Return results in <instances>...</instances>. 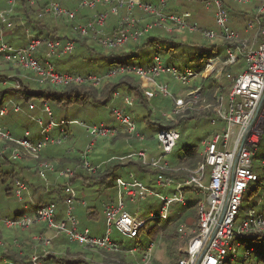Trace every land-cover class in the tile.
<instances>
[{
  "label": "built area",
  "instance_id": "1",
  "mask_svg": "<svg viewBox=\"0 0 264 264\" xmlns=\"http://www.w3.org/2000/svg\"><path fill=\"white\" fill-rule=\"evenodd\" d=\"M3 1L0 0V3ZM68 1L74 3L77 1V7L68 6L66 4ZM170 1L26 0L29 6H37V17L40 19L52 17L74 21L78 18V12L85 8L95 9L98 6L107 8L105 11L95 12L85 23H78L74 29L81 36L91 37L108 50L122 48L129 41L140 43L153 30L162 29L166 32H199L211 41L222 39L225 56L217 54L207 58L202 69L197 70L190 66L182 69L166 62L161 55V43L152 40L151 45L158 52L148 66L116 62L104 75L79 74L62 72L54 62L55 58H62L75 51L77 42L74 39L47 37L30 30L25 45H15L1 37L0 55L3 59L15 69L30 71L29 78L40 85L90 84L99 87L103 80L124 74L135 75L145 81L143 90L147 101H151L158 94L171 99L172 108L164 114L167 120L177 122L179 117L198 112V104L203 102L206 103L205 108L213 111L211 123L222 125L221 131L203 139L202 160L195 168L185 165L172 166L167 161L181 137L179 126L161 128L157 132L162 150L158 157L151 155L145 149L121 156L120 159H138L144 165L157 169V184L164 188L172 185L174 189L171 195L158 193L163 202L161 208L159 212L151 211L147 216L144 215L146 211L141 203L148 196L153 195L152 188L140 180L133 171L128 172L126 176H118L116 178L118 198L116 201L104 204L108 228L101 235L92 234L88 228H80L75 213L78 191L71 184L68 183L65 188L66 209L64 216L59 218L58 205L54 202L39 205L25 202V196L30 192L29 183L16 179L15 192L27 211L14 217H0V224L23 230H31L39 224L46 226L44 231L32 236L35 251L26 264H49L46 260L52 254L49 246L61 237L93 250L119 251L121 242L119 238L113 236L114 228L126 236L134 237L147 220L167 219L172 206L187 204L186 187L192 188L200 199L197 203L196 224L183 223L178 228L181 242L178 264H245L253 253L264 250V247L258 250L252 245L240 251L243 248L241 239L246 234L264 236V212H258L252 207L242 223H238L244 197L252 182L259 179L253 159L264 136V0H259V4L254 9V17L249 20L245 28L248 33L246 37L241 36L239 31L231 27L230 10L223 0L205 1L207 9L214 8L217 28H204L191 22L190 11L168 12ZM232 1L249 3L251 0ZM5 2L7 7L0 10L1 34L13 27L11 15L17 0ZM137 12H144L152 19H142L138 17ZM110 13L120 17L116 28L109 33L105 30V26ZM242 62L245 65L243 71L238 73L227 71L230 66L238 69ZM207 77H214L217 82L223 79L229 80L230 90L227 99L222 91H217L214 102H210L204 86L191 83L192 80ZM167 78H172L175 83L171 84ZM176 82L189 87L186 91L183 89L176 92ZM220 90H224V86ZM113 98H122L128 107L135 105L133 96L123 95L120 91H115ZM22 111L24 106L21 103L10 100L0 108V116ZM28 111L32 120L40 125V137H32L31 131H27L23 137H15L9 129L0 125V152L16 161L25 158L37 160L38 173L46 180L49 172H58L61 177L68 180L75 176V169L59 167V162L42 159V153L48 146L60 145L68 137L65 128L67 124H79L85 127L90 135V141L81 153V162L93 173L98 171L104 161L93 165L89 161V154L100 139L115 137L119 126L141 142L146 137L139 130L135 117L122 107L112 108V115L119 123L118 127L104 122L88 124L80 120L56 121L52 106L48 102L38 107L34 100H30ZM55 130L58 132L56 136L53 134ZM262 163L264 165V159ZM170 170L176 172L187 170L189 174L184 180H177L167 175ZM126 199L136 203L133 213L128 209ZM153 248L154 242L151 241L142 250L135 246L129 252L135 255L141 250V264H151ZM1 260L3 264H16L6 257Z\"/></svg>",
  "mask_w": 264,
  "mask_h": 264
},
{
  "label": "rangeland",
  "instance_id": "2",
  "mask_svg": "<svg viewBox=\"0 0 264 264\" xmlns=\"http://www.w3.org/2000/svg\"><path fill=\"white\" fill-rule=\"evenodd\" d=\"M176 0H171L169 4L175 3ZM256 0H251L249 3H239V5L243 9H250L254 8L256 6ZM77 1H75L73 7H77ZM168 4V5H169ZM89 8H85L82 10L83 13L89 12ZM207 12V20L205 21L206 25H210L212 27H216V23L213 17V11H204ZM138 13H144V12H137ZM148 15V14H147ZM116 16L112 15L111 21L115 20ZM146 20H151V17H146L144 18ZM14 20V18H12ZM51 21V22H50ZM15 22V21H14ZM51 25H55L52 22H57L59 25H61V31L62 33L60 34L61 37H64L65 34L63 32H67V35L69 38H74L77 42V48L76 50L67 56H64L62 58L58 57L56 58V65L58 70L60 71H69V72H75L77 71L78 73L81 74H87V73H99L100 67L96 66L95 59L97 60L100 59V61L104 62L103 68L105 67H110L111 63L110 62H118L119 59L116 58L114 60L108 59V57H104L103 55L110 54V56H114L115 54L123 51V48H120L119 50H115V53L109 52L106 48H104L101 44H99L97 41L87 38L85 42L88 40V45L84 47L82 44H80V39L82 38L81 35L77 31H72L71 25L66 22L65 20L58 19L52 20L49 19L47 20ZM16 23V22H15ZM74 29V27H73ZM111 32V30H110ZM151 33H160V34H166L165 32L159 31L158 29L153 30ZM181 35H179V43L182 45L177 49L174 54L171 52H167L162 50L161 55L163 58L166 60V62L175 65L179 68H185L186 66H190L194 69H202L204 68L206 64L207 58L203 57V52H201L200 48H195L192 47V45H203L206 44V41L203 40L204 37H202L199 33H190V32H179ZM159 34V35H160ZM49 35L51 36H59L57 32L50 33ZM3 40L4 36L0 35ZM27 38L25 39L24 43L20 45H25L27 44ZM186 41V42H185ZM210 42H207L206 46H211L210 43H213V41L209 40ZM131 43L134 41H130ZM218 42V41H216ZM136 49L135 52H126L125 53V62L129 64H135V65H144L148 66L153 62L154 55L158 50H156L151 44L147 45H142L141 43L134 42ZM221 44V43H220ZM127 45V44H126ZM118 51V52H116ZM134 51V48H133ZM221 55L225 56V47L220 46L219 50L217 52H210L207 51L205 52L204 56L208 57L211 55ZM109 56V57H110ZM3 62V60H0V62ZM99 64V63H98ZM97 64V65H98ZM7 63L5 64H0V92L2 91L1 89H5L9 87V90L11 91L12 94H9L10 96L7 95V98L10 100H13L14 102H17L18 98H16L17 95H19L18 90L14 89H20L22 86L21 81L18 78H15L19 76L20 78H23V83L27 84L29 83V86L34 87L36 84L34 80L29 78V74L31 73L28 70H23V69H13L11 70ZM245 68L244 62H242L236 71V73L243 71ZM1 74H5V76L1 77ZM134 76V75H133ZM212 76V75H211ZM11 77H13L11 79ZM214 78V77H213ZM18 79V80H17ZM115 81H119L120 78L114 77L113 78ZM129 83L135 84L136 86L141 85L142 87L144 85V80L140 77H128L125 78ZM166 79V78H165ZM215 79V78H214ZM167 80L171 83L174 84L175 81L172 78H167ZM225 80V82H223ZM141 82L142 84H140ZM212 82V80H211ZM103 84L100 85L99 88H96L92 85L93 88L86 87L87 84L78 86L81 87L82 92H93L96 94L95 98L88 97L85 99L82 103L81 102H73L69 105H58L56 103H52V109L54 112V118L56 121H60L63 118L67 120L71 119H77L80 121H85L90 124H99L101 122H104L109 125H118V121L112 115V106H118L116 103V100L112 97L115 88V83H104V80L102 82ZM192 85L194 84H199L202 86H208L210 83L204 82V78H198L195 80H192ZM221 84V87L224 86V90L222 92L224 93L226 99L228 98L229 95V90H230V82L228 79H223L221 82H218ZM23 87V86H22ZM189 86H183L181 84H178L176 82V92H179L181 90H187ZM88 88V89H86ZM95 88V89H94ZM121 90L122 93H128L124 87H118V90ZM129 94V93H128ZM133 96L132 94H130ZM110 98V100L105 104L103 101L105 99ZM143 103L142 105H146V107H141L139 106L140 103L136 101L135 105L133 107L128 108L129 111L132 113V115L135 117V119L138 122V127L143 128V126H148L150 125V130L152 132L148 133L143 142L139 140L137 137L134 135H128L126 131L123 129H120L115 137L112 138H102L100 139L93 151L89 154V161L91 164L94 165L98 161H105V164L109 163V166L121 163L122 160L120 159V155L126 154L128 152L136 151L139 149H145L148 153L154 155L155 157H158L161 153V146L160 143L157 139V134L155 129L153 128L152 121L154 119V115L161 116L167 113L168 111L171 110L172 108V101L171 99H166L162 95L158 94L155 95L151 101H147L143 99L142 97L140 98ZM67 100V98H65ZM147 101V102H145ZM210 102H213L212 100L209 99ZM18 103V102H17ZM146 103V104H145ZM206 103L200 102L198 104L199 110L198 114H196L197 117L191 118V119H186L182 121L180 132H181V137L177 142L176 147L174 148L173 153L167 158V161L173 165V161H177L176 163H181V158L183 157L185 151L184 148L185 146H197L199 148V151L201 152L202 150V141L203 139L208 136V135H213L214 133L221 131L222 125L219 123L218 125H213L209 119V117L206 116V114H209L212 109L205 108ZM150 109H152L150 111ZM153 113V116H149L148 118H144V115H147L148 112ZM213 112V111H212ZM15 114V115H14ZM15 118H18L15 120ZM163 119L165 118L164 116L162 117ZM19 120V121H18ZM156 121V120H155ZM162 121V119H161ZM154 122V121H153ZM163 122V121H162ZM0 125L3 127L9 129L12 134L16 137H23L25 136L27 131L31 132H37L36 136L34 133L32 134V137H40V125L38 124L37 121H31V119L26 116L25 114H17V113H8L6 116L0 117ZM67 129L69 136L71 137L73 131H75L74 135L72 138L69 137L66 138L62 144L60 145H53L51 144L48 146V148H54V146H57V148H64V150L67 151V153L72 154L79 152L82 149H85L88 142L90 141V135L86 131L85 127H82L79 124H67L65 126ZM149 135V136H148ZM149 143L152 145L149 146ZM144 144V146H143ZM45 149V150H46ZM44 150V151H45ZM44 151L42 153V159L46 160L44 155ZM152 151V152H151ZM28 160L27 163H29L31 166H35L38 168V164L35 159L32 158H26ZM264 159V136L262 139V143L259 146L258 153L253 159L254 162V168L257 171L259 175V179L255 180L252 182L251 187L248 189L243 205L238 217V223H242L243 219L248 216L249 210L254 207L258 212H264V165L262 163V160ZM24 159L18 160V162H24L22 161ZM110 160V161H109ZM51 162H59L57 159L53 160H47ZM97 161V162H96ZM99 163V162H98ZM11 165H6L5 169L8 170L11 168V166L14 165V163H10ZM59 167H71V165H62L59 162ZM74 169V168H73ZM83 172L92 177V174H95L91 171H89L87 168H83ZM52 173H55L60 179H57L59 181V188L61 189V186L63 185V181L66 179L61 177L58 172H49L48 176ZM15 175V176H14ZM15 177L24 179V177L19 176L18 174H9L6 175L2 173V178L0 179V217H14L15 215L19 214L20 212H23L25 209L23 208V202H21L18 199V196L15 192ZM48 178V177H47ZM41 181L43 182L44 185L48 183L46 179L41 178ZM151 180L150 181V187L153 190V197L150 198L149 200H144L142 201L141 205L142 207L146 208L148 204H155L154 206V211L159 212V206L162 205V200L160 197L157 195L159 194H169L171 195L173 192L174 187L171 185L168 188L167 192H162L164 187H161L160 185L157 184L156 181V175H151L150 178H146V180ZM113 184L112 187L113 189H106L105 187L103 188L102 185H89L86 186V190L83 191V180L81 182H76L74 181L73 185L74 187L77 188L78 194L81 195V201L78 200L75 203V207L78 208L77 212V217L79 219L80 223V228L85 229L88 228L92 234L97 235V234H104L108 228V225L106 223V214L104 211V205L103 201H106V203H110L112 201H116L118 198V188L114 181L111 183ZM47 186V185H46ZM48 187V186H47ZM46 187V188H47ZM81 188V189H78ZM84 188V189H85ZM108 190L109 193H108ZM106 191V192H105ZM84 193V194H83ZM111 196V198H109ZM188 195H191L188 194ZM28 195L25 196L24 201H28L30 199ZM195 197L200 198L199 195H195ZM85 201L86 203H82ZM128 203V209L133 213L135 211L136 203L130 202L128 199H126ZM189 202L187 201L188 205ZM184 205V204H177V206ZM66 206V205H65ZM88 206H96L98 211L101 214V218L98 220L95 219L93 220L89 215L87 214V209ZM176 206V205H175ZM176 206V207H177ZM174 207V206H172ZM66 208V207H65ZM157 209V210H156ZM146 211V210H145ZM65 214V213H64ZM144 215L149 216V212L146 211ZM64 216V215H63ZM197 220V212L195 211L194 214L192 213L190 215H185L183 216V219L179 221V226H181L183 223H186L187 225H195ZM150 220H147V224ZM145 223V224H146ZM152 227V224L147 225V229L144 230V234L141 235L140 237H130L124 235L121 231H119L117 228L113 229V236L119 238L122 242L125 244L129 245L130 247L133 246H142L143 244L148 243L149 241L154 242V248H153V258H152V263L151 264H176L169 255V247L170 244L166 242L160 235L155 233L154 229L153 234L149 235L150 232L148 228L150 229ZM0 229L2 232V238H0V248L5 249L7 246L10 247V245H14V247H19L18 245L21 244V242L25 239V231H30V230H23L19 228H8L4 224H0ZM61 239V238H59ZM241 242L243 244V248L240 249V251H243V249L247 246H255L258 248V250H262L264 247V236H259L256 237L255 235H250L246 234L242 239ZM58 244L63 243V254H66L67 249H69L71 252H81V258L83 260H87L89 262L95 263V264H141V254H133L131 255L130 252H125L121 251L120 257H117L116 253H107L103 252L105 250H90L87 247L80 245L77 242L70 241L68 238L57 241ZM53 245V244H52ZM52 245L49 246V248L52 250ZM180 246L181 242L180 240L178 241L177 244L174 246V251H176L175 256L180 255ZM89 251V253H84ZM139 250L138 252H140ZM263 251V250H262ZM257 253H260L259 251L255 252L252 254V256L245 262V264H264V253L259 254L256 256ZM89 255H92L90 258ZM61 256V255H58ZM87 258V259H86ZM90 258V259H89ZM138 260L137 262L135 260ZM56 262L60 261V257L55 258ZM61 262H65V259L62 260ZM0 264H3V261L0 259Z\"/></svg>",
  "mask_w": 264,
  "mask_h": 264
},
{
  "label": "trees",
  "instance_id": "3",
  "mask_svg": "<svg viewBox=\"0 0 264 264\" xmlns=\"http://www.w3.org/2000/svg\"><path fill=\"white\" fill-rule=\"evenodd\" d=\"M5 1L6 0L3 1L5 3L4 5L2 2L0 3V9H5L7 7V3ZM205 1L206 0H176L175 3H180V6H178L176 8L168 7L167 11L168 12H176V13H180L183 11H190L192 13L191 22L196 23L199 26L204 27V28H217V24H216V27H212L210 25H206V23H205V21L207 20V12H204V11H213V17L215 20L214 8L207 9L205 7ZM223 1L225 2L226 6L230 10V14H231L230 25H231V27L233 29L239 31L241 36H243V37L248 36V33L245 31V28H246L249 20H251L254 17V14H255L254 9L256 8V6L259 4L260 1L256 0L257 1L255 3L256 6L254 8L252 7L250 9H246V10L243 9L239 5V3L234 2L232 0H223ZM171 6H175V4L172 3ZM141 15L143 16V18L150 17L146 13H142ZM11 18H14L13 27L5 30L2 34L4 36V39L10 43H13V41H12V38L11 39L9 38L10 36H8V35L6 36L7 31H13V34H12L13 37H14V34L18 33L19 38H21V36H23L25 39L27 38V33L29 30L32 32L41 34V35H45L47 37H52V38L58 37L60 39L69 38V36L67 35V32H63L65 34L64 37L60 36V34L62 33L61 28H60L61 25H59L57 22H52V23L55 24L56 31H57L59 36L49 35L50 33H54V32H49V28H50L51 24L49 22H47V20H49V19L54 20V19L51 17L45 18V19L38 18L37 17V6H29L27 4L26 0H17V3L15 5V9L11 15ZM62 20H65L66 22H68L71 25L72 31H74V32L76 31L75 29H73V27L75 26V23H76L75 21H68L66 19H62ZM159 31L165 32L166 34L162 35L160 33H151L150 35H148V37L149 36L150 37L148 39H146V41H145L146 44H143V45L145 46L147 44H151L152 40H156V41H159L161 43L162 50L167 51V52H171L172 54H174V52L177 49H179V47L182 45L181 43H179V39H178L179 35H181V34L179 32H166L162 29H158V32ZM190 33H199V32H190ZM0 35H1V33H0ZM86 39L87 38H85V40ZM203 40L206 41V44L192 45V47L200 48L201 52H203L204 58H209V57L214 56L212 54L211 56L205 57L204 54L207 51H210L213 53L217 52L219 50L220 46H222V44H223V40L217 38L215 40H212L213 43H210L211 46H206L207 42H210V41L206 38H203ZM216 41H218V42H216ZM0 43H1V38H0ZM112 52L115 53V51H112ZM116 52H118V51H116ZM133 52H135V50ZM125 53L126 52L121 51V52L115 54L114 56H110V55H106V56L108 57V59L114 60V59L118 58L119 59L118 62L126 63L125 62V56H126ZM0 60H3V62L1 61L0 64L7 63L8 65H6V66H9V68L11 70L13 69L12 65H10L8 62H6L1 55H0ZM110 63L112 65L115 62H110ZM227 71H232L235 73L237 71V68L235 66H230L227 68ZM3 76H5V74H1V77H3ZM5 77H7V76H5ZM118 77L120 78L119 81H115L114 79H111V80H108L106 82V84H108L110 82L111 83L114 82L116 85L115 88H117V90H118V87L119 88L124 87V89H126V91L129 94L133 95V97L135 98V103L137 101V103L138 102L140 103L139 106L146 107V105H142L143 101L140 99L142 97L143 99L146 100V96L140 87L141 85L136 86L135 84L129 83L125 79L128 77H135L136 78L138 76L124 74V75H120ZM12 78L13 77H11V79ZM15 78H18L21 81L22 86H23V87L21 86L20 89H14V90L19 91V95L16 96V98H18V100H16V101L18 103H21L24 106V111L18 112L17 114L23 113L28 117H30L29 111H28V103L30 100H34L38 104V107H41L46 102H48L50 104H52L54 102V103L62 106V105H69L73 102H81L82 103L88 97H92V98L96 97V94L91 92V90H90V92H86V93L82 92L81 91V90H83V89H81L82 86L81 87H78L75 85L54 86V85H51L50 83L40 85L39 83L35 82L36 84L34 85V87H32V86L30 87L29 83H27V84L23 83V80H24L23 78H20L19 76L15 77ZM211 80H212V82H211ZM204 82L210 83L208 86L204 87V90L206 91L208 101L210 99L214 102L215 94L217 93V91L218 92L222 91V90H220L221 88H219L221 86V84L218 83L213 77L205 78ZM223 82H225V80ZM139 83L142 84L141 82H139ZM86 87L93 88L92 86H90V84H87ZM86 89H88V88H86ZM1 90L2 91L0 92V108L9 102L7 95L10 96L9 94H12L11 91L9 90V87L5 88V89H1ZM115 91H116V89L114 90V92ZM65 98H67V100H65ZM110 98L105 99L103 101V103L106 104L110 100ZM145 102H147V101H145ZM126 110L129 111L128 108H126ZM151 110L152 109H150V111ZM36 111H38V109ZM150 111L148 112L147 115H144L145 119L148 118L149 116H153V113H151ZM210 111L211 112L209 114H206V116L209 117V119L211 120V118L213 117V112H212V110H210ZM129 113H131V112L129 111ZM196 114H198V112H191L184 117H179L177 122L167 120L164 115H162V117L163 116L165 117L164 119L161 116L154 115V119L156 121L155 120H153L154 122L152 121L153 128L155 129L156 134H157V132L161 128H171V127H176V126L181 127L182 121H184L186 119L195 118V117H197ZM161 119L163 122L161 121ZM139 129L141 130V132L143 134H145V136H147L148 133L152 132L150 130L151 129L150 125L145 126V129H141V128H139ZM53 134L56 136L58 134V132L55 130L53 132ZM147 138L148 137H145V139H147ZM261 143H262V141H261ZM83 150L84 149L80 150L79 152H76L75 154H77L78 157L75 156L73 159L70 160L71 166L75 169V176L70 180L66 179L67 183L63 186V188L61 187V189H60L59 187H56L57 191L63 190L64 197H62V199L64 200V203H65L66 198H67V194L65 192V188H66L67 184L69 183V184L73 185L72 181L76 177H78V175L82 174L83 168H85L81 162V153ZM184 151H185V153H184L183 157L181 158V163H176L177 161L172 160V162H173L172 166L185 165V166H188L190 168H195L199 164V162L202 160V150L200 152L199 148L197 146H185ZM129 153H131V152H128L126 154H129ZM126 154H123L120 156H125ZM121 160H122L121 163L114 164L111 166H109V163L108 164L104 163L98 169V171H97L98 174H96V175L92 174L93 177L98 178L97 179L99 181L98 183L101 184L102 186L105 185V188L108 189V188L112 187L113 184H111V183L114 181V179H116L117 176H126V175H119L117 172V171H119L118 169L123 166V167L128 168L129 172L130 171L135 172V174L138 176V178L140 180L145 182L147 185L151 186L150 181L153 179L146 180V178H150L151 175L157 176V174H158L157 169H154L150 166L144 165L138 159L125 158V160H123V159H121ZM16 162H18V161L14 160V159H9L6 154L4 155V153L0 152V179L2 178V173H4V174L6 173V171H3V170H5L4 167L6 165H11L10 163H14V165H16L15 164ZM36 162L38 164L37 160H36ZM61 164L66 165V163L63 160H61ZM97 164H99V163H97ZM36 169H37L38 176L41 177L38 173L37 167H36ZM188 174H189V172L187 170H180L178 172L170 170L167 172V175H169V176H171L177 180H184L188 176ZM29 185L31 186L30 183H29ZM57 186H59V184ZM46 187L47 186L45 185V190L50 188V187H47V188ZM168 189L169 188H163L162 192H167ZM185 192H186L188 202H189L188 205L177 206V204H176L177 207L174 205V207L171 208V212H170L167 219H156V220H150L148 222V224L149 223L152 224V227L150 229L148 228V230L150 232L149 235L153 234L154 229L157 228L155 230V233L160 235L166 242H168L170 244L169 255L171 256V258H173L172 260L176 264H178L179 256H177V257L175 256L176 251H174V249H175L174 246L179 241V230H178L179 225H180L179 221L181 219H183V216L190 215L191 213L193 215L195 211L197 212V203L200 199L198 197H195L196 194L194 193V190L192 188L186 187ZM190 193H191V195H188ZM152 197H153V195H150L146 198V200H149ZM78 200H80V196H78ZM33 201H35L37 204H41V203L46 204V203H51V202L56 203L55 201L38 202L35 199ZM154 206H155V204H148V206H146L145 210L148 212L154 211ZM160 207H161V205L159 206V209H160ZM93 209H94L93 206H91V207L88 206L87 214L89 215V217L92 213H95V212H93ZM148 224L146 223L144 225V227L141 228L139 230V232L134 237L137 238V237H140L141 235H143L144 230L147 229ZM1 237L2 236L0 235V238ZM64 239H67V238H65V237H61V239L57 238V240H55L54 243H56L57 241L64 240ZM119 241L121 242V249L119 251L108 252L105 250L103 252L116 253L117 257H120L121 251L129 252V250L131 248L135 247V246L130 247L129 245L122 242L121 240H119ZM149 242H151V241H149ZM54 243H53V245H54ZM148 243L143 244L142 246H139V245H137V246L139 247V249L142 250L143 248H145V246H147ZM53 245H52V247H53ZM88 249H90V248H88ZM1 250L2 249L0 248V259L3 257H9L11 259L12 258L16 259V257H15L16 251L14 253H12L11 249H9V246H7L6 249L3 250V252H1ZM90 250H93V249H90ZM262 252L264 253V250L260 251V253H258V255L262 254ZM84 253L91 254V253H89V251L84 252ZM138 253L142 255V251H140ZM11 254H13V255H11ZM60 255L61 256H58L55 252L52 251V254L48 258H46L47 263H49V264H95V263L89 262L87 260H83V258H81V252L80 251L79 252H71L69 249H67L66 254H60ZM89 256H90V258L92 257V255H89ZM57 257H60L59 262L55 261V258H57ZM64 259H65V262H61ZM28 261L24 262V264H26ZM135 261L137 262L138 260L136 259Z\"/></svg>",
  "mask_w": 264,
  "mask_h": 264
},
{
  "label": "crops",
  "instance_id": "4",
  "mask_svg": "<svg viewBox=\"0 0 264 264\" xmlns=\"http://www.w3.org/2000/svg\"><path fill=\"white\" fill-rule=\"evenodd\" d=\"M150 1H158V0H150ZM2 3H3V5L5 4L4 2H2ZM67 4L70 5V6L73 5L72 3H67ZM174 4H175V6H171V4H169L168 7H171V8L174 7V8H176V7L180 6V3H174ZM91 14H92V11L91 10L89 12H86V13H83L82 12L79 21L80 22H85L91 16ZM141 14L142 13H138L137 15H138V17H141L142 19H144ZM111 17H112V15L109 17L108 25H107V28L109 29V31L112 30V29H114L116 27L117 22H118V18H119L118 16H116V19L113 20V21H111ZM49 32H57L55 25H50ZM12 34H13V31H7L6 32V36L7 35L10 36L9 38L10 39L12 38V41H13L14 44L20 45V44L24 43L25 38L23 36H21V38H19L18 33H16V34H14V37H13ZM149 37L146 36L144 38V40L141 42V44L142 45L143 44H146L145 41ZM80 44H82L84 47H86V45H88V40L85 42V40H83V39L81 40L80 39ZM134 46H135L134 42L131 43L129 41L128 44L125 47H123V49H124L125 52H131V51L133 52V48L135 50L136 47H137V46L136 47H134ZM88 47H89V45H88ZM107 55H109V54H107ZM103 56L104 57H107L106 55H103ZM96 61H97V63H95L96 66L97 67L98 66L100 67V69H99L100 74L104 73L109 68V67L103 68L104 62L100 61V59L97 60V58H96L95 59V62ZM62 72H69V71H62ZM75 72H77V71H75ZM116 103L120 107L128 108L126 106V104L123 103V100L122 99H117L116 100ZM17 119L18 118H15V120H17ZM141 129H145V126H143V128H141ZM75 131H77V129H75L73 131L71 137L69 136L70 138H72V136L74 135ZM32 133H34L35 136L37 134L36 131L35 132H32ZM69 137H68L67 140H69ZM151 145L152 144L149 143V146H151ZM143 146H144V144H143ZM43 156L45 157L46 160L57 159L60 163H61V160H63L66 163V165L67 164L68 165H71L70 160L73 159L75 156L78 157L77 154H75V153L69 154V153H67L66 150H64V148H57V146H54V148H48V149H46L44 151V155ZM22 161H24V162L15 163L16 165L11 166V168H9L8 170H6L5 167H4L5 170H3V171H6V173H5L6 175L16 173L19 176L24 177V179L27 180L31 184L30 192L27 194L30 197V198H28V196H27V198L30 199V200H28L29 202L30 201H33L34 199L36 201H38V202L55 201L57 203V205H58V216H59V218H61L64 215V213H65V209H66L65 207L66 206H65L64 200L62 199V197H64L63 190H60V191H57L56 190V187H58L57 185L60 183L59 181H57V179H60V178L55 173L50 174L48 176V180H47L48 183L46 184L50 188L47 189V190H45V185L43 184V182L41 181L40 177L37 174L36 165L35 166H31L29 163H27L28 160L26 158L24 160H22ZM98 162L100 163L101 161H98ZM118 170L119 171H117V172H118L119 175H127V173L129 172V169L126 168V167H123V166L120 167ZM96 174H98V173H95L93 175H96ZM93 175L91 177V176L86 175L83 172L82 174L78 175V177H76L72 182L73 183H74V181L81 182V180H83V191L86 190V188H85L86 186L93 185V184L101 185V184L98 183L99 182L97 180L98 178H94ZM15 178H17V177H15ZM66 183H67L66 180L63 181V185L61 187L63 188V186ZM115 183H116V179H115ZM104 187H105V185H103V188ZM78 189H81V188H78ZM110 189H113V188H110ZM109 191L110 190H108V193H109ZM79 196H80V201H81V195H79ZM111 197H113V196L110 195L109 198H111ZM33 202L36 203L35 201H33ZM105 203H106V201H103V205ZM41 204H43V203H41ZM93 207H94L93 212H95V213H92L90 215V217L93 220H95V219L98 220L99 218H101V214L98 211V209H97L96 206H93ZM26 211L27 210L25 209L23 212H26ZM77 212H78V208L75 209V213L76 214H77ZM45 229H46V226L44 224H39L35 228L31 229L30 231H25L26 232V234L24 236L25 239L21 242V244H20L21 246H19V247L16 248V247H14V245H10V247H9V249H11L12 253H14L16 251V254H15L16 255L15 256L16 259H13V258L11 259L9 257H6V258L15 261L16 264H24V262H26V261H28L30 259L32 253L35 251V249H34V241L32 240V236H34L37 233H40V232L44 231ZM0 235L3 236L2 235V232H1V229H0ZM97 235H101V234H97ZM62 248H63V243L58 244L56 242V243H54V245L52 247V251L55 252L57 255H60V254H63V251H64ZM1 249H2L1 252H3V250H5L6 248L5 249L1 248ZM11 255H13V254H11ZM1 259H3V258H1Z\"/></svg>",
  "mask_w": 264,
  "mask_h": 264
},
{
  "label": "clouds",
  "instance_id": "5",
  "mask_svg": "<svg viewBox=\"0 0 264 264\" xmlns=\"http://www.w3.org/2000/svg\"><path fill=\"white\" fill-rule=\"evenodd\" d=\"M147 1H150V0H147ZM151 2H156V1H151ZM67 3H72V4L74 5V2H73V1H68V2H66V4H67ZM67 5H68V4H67ZM73 5H72V6L68 5V6H70V7H72V8H76V7H73ZM90 10L92 11V14H91V16H92L95 12L105 11V10H107V8H105V7H101V6H98L97 8H95V9H90ZM78 13H79V14H78V18H77V20H74V21L76 22V23H75V26H76L78 23H85V22L91 17V16H90L85 22H80L79 19H80V16H81L82 10L79 11ZM111 15H114V16H118V17H120L119 15H115V14H112V13H110L109 17H110ZM46 18H49V17H46ZM51 18H52V17H51ZM42 19H45V18H42ZM53 19H54V20H58V19H55V18H53ZM61 20H62V19H61ZM108 20H109V18H108ZM108 20H107V24H106V26H105V30H106L107 32L110 33L109 29L107 28ZM118 21H119V18H118ZM117 24H118V22H117ZM75 26H74V27H75ZM116 26H117V25H116ZM115 28H116V27H115ZM115 28H114V29H115ZM114 29H112L111 31H113ZM77 32H78V31H77ZM78 33H79V32H78ZM79 34H80V33H79ZM150 34H151V33H150ZM150 34H148V35H150ZM1 35H2V34H1ZM148 35H147V36H148ZM44 36H45V35H44ZM81 37H82L81 40H82V39L85 40V38H90V39H92L91 37H83V36H81ZM0 38H1V37H0ZM55 38H58V37H55ZM66 39H74V38H66ZM74 40H75V39H74ZM93 40H94V39H93ZM143 40H144V38H143ZM143 40H142V41H143ZM5 41H6V40H5ZM75 41H76V40H75ZM142 41H141V42H142ZM134 42H135V41H134ZM141 42H140V43H141ZM137 43H139V42H137ZM13 44H14V43H13ZM127 44H128V43H127ZM15 45H16V44H15ZM125 46H126V45H125ZM125 46H124V47H125ZM76 48H77V47H76ZM104 48H105V47H104ZM122 48H123V47H122ZM119 49H120V48H119ZM119 49H117V50H119ZM75 50H76V49H75ZM107 50H108V49H107ZM112 51H115V50H109V52H112ZM109 55H110V54H109ZM54 62H55V64H56V58L54 59ZM115 63H116V62H115ZM113 65H114V63H113L110 67H112ZM56 66H57V65H56ZM12 67H13V66H12ZM110 67H109V68H110ZM109 68H108V69H109ZM108 69H107V70H108ZM107 70H106L104 73H102V74H98V73H97V74H98V75H104V74L107 72ZM70 73H78V72H70ZM79 74H81V73H79ZM87 74H88V73H87ZM94 74H96V73H94ZM111 79H113V78H110V79H106V80H104V83H106L108 80H111ZM143 80H144V79H143ZM102 84H103V83H102ZM102 84H101V85H102ZM144 84H145V81H144ZM92 86H93V85H92ZM143 86H144V85H143ZM143 86L141 87V89H142V91L144 92V90H143ZM94 87H95V86H94ZM99 87H100V86H99ZM99 87H96V88H99ZM116 91H120V90H116ZM120 92H121V91H120ZM113 94H114V92H113ZM113 94H112V95H113ZM121 94L126 95L125 93H122V92H121ZM129 95H130V94H129ZM111 98H113V96H112ZM113 99H114V98H113ZM117 99H122V98H117ZM117 99H115V100H117ZM122 100H123V99H122ZM123 103H124V101H123ZM50 105H51V104H50ZM126 106L128 107V105H126ZM113 107H120V106H112L111 108H113ZM122 108H124V107H122ZM128 108H130V107H128ZM124 109H126V108H124ZM37 112H38V111H37ZM10 113H13V112H10ZM131 114H132V113H131ZM5 116H6V115H5ZM29 116H30V114H29ZM0 117H1V116H0ZM29 118L31 119V121H34V120H32L31 116H30ZM63 119H64V118H63ZM71 120H77V119H71ZM83 122H85V121H83ZM86 123H87V122H86ZM88 124H90V123H88ZM115 126H116V125H115ZM117 127H118V125H117ZM120 129H122V127L119 126V130H120ZM139 130H140V129H139ZM140 131H141V130H140ZM32 134H33V133H32ZM15 137H16V136H15ZM68 137H69V133H68ZM68 137H67V138H68ZM19 138H20V137H19ZM83 151H84V150H83ZM83 151H82V152H83ZM17 161H18V160H17ZM96 173H97V172H96ZM16 179H18V178H16ZM16 179H15V180H16ZM19 179H21V178H19ZM22 180H24V179H22ZM47 180H48V178H47ZM25 181H27V180H25ZM27 182H28V181H27ZM28 183H29V182H28ZM29 186H30V185H29ZM72 186H73V185H72ZM73 187H74V186H73ZM30 189H31V186H30ZM77 191H78V190H77ZM27 194H28V193H27ZM27 194H26V195H27ZM78 196H79V194H78ZM77 201H78V200H77ZM25 202H27V203H29V204H31V205H39V204H37V203H34L33 201H30V202H29V201H25ZM83 202H84V201H83ZM43 204H44V203H43ZM46 204H48V203H46ZM84 204H85V203H84ZM75 209H76V208H75ZM20 213H21V212H20ZM78 220H79V219H78ZM56 240H57V239H56ZM53 243H54V242H53ZM51 252H52V250H51ZM3 258H5V257H3Z\"/></svg>",
  "mask_w": 264,
  "mask_h": 264
},
{
  "label": "bare ground",
  "instance_id": "6",
  "mask_svg": "<svg viewBox=\"0 0 264 264\" xmlns=\"http://www.w3.org/2000/svg\"><path fill=\"white\" fill-rule=\"evenodd\" d=\"M162 46V45H161Z\"/></svg>",
  "mask_w": 264,
  "mask_h": 264
}]
</instances>
